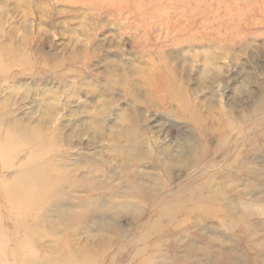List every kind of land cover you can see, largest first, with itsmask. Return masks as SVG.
<instances>
[{"label":"rangeland","instance_id":"1","mask_svg":"<svg viewBox=\"0 0 264 264\" xmlns=\"http://www.w3.org/2000/svg\"><path fill=\"white\" fill-rule=\"evenodd\" d=\"M0 264H264V0H0Z\"/></svg>","mask_w":264,"mask_h":264},{"label":"bare ground","instance_id":"2","mask_svg":"<svg viewBox=\"0 0 264 264\" xmlns=\"http://www.w3.org/2000/svg\"><path fill=\"white\" fill-rule=\"evenodd\" d=\"M19 191H20V190H19ZM19 191H16V194H17L18 196H20V197H22V198H23V197H26L27 192H26V193H25V192L23 193L22 191H20V192H19ZM28 192H29V190H28ZM25 210H26V209H25Z\"/></svg>","mask_w":264,"mask_h":264}]
</instances>
